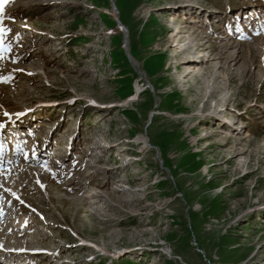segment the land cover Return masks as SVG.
Segmentation results:
<instances>
[{
	"label": "rangeland",
	"instance_id": "374dc122",
	"mask_svg": "<svg viewBox=\"0 0 264 264\" xmlns=\"http://www.w3.org/2000/svg\"><path fill=\"white\" fill-rule=\"evenodd\" d=\"M0 264H264V0H3Z\"/></svg>",
	"mask_w": 264,
	"mask_h": 264
},
{
	"label": "bare ground",
	"instance_id": "6f19581e",
	"mask_svg": "<svg viewBox=\"0 0 264 264\" xmlns=\"http://www.w3.org/2000/svg\"><path fill=\"white\" fill-rule=\"evenodd\" d=\"M26 24H27V23H26ZM20 26H25V25H24V23H23V25L21 24ZM174 38H176V37L174 36ZM175 42L177 43V42H178V39H176ZM183 81L185 82V78L183 79ZM137 88H138V87H137ZM139 92H140L139 89H137V93H138V94H139ZM38 108H39V107H38ZM31 109H33V108H31ZM31 109H26L25 113H32V110H31ZM39 109H40V108H39ZM204 134H205V132L202 131V132H201V135H204ZM224 138H226V137H224ZM127 141H128V140H127ZM145 141L147 142V140H145ZM128 156H129V155H128ZM18 227H19V226H18ZM25 227H27V225H25V224H24V221H23V222H22V226L19 227L18 230H20V229H24ZM12 251L15 253V252L17 251V249L14 250V248H12V249H9V250H8V252H12Z\"/></svg>",
	"mask_w": 264,
	"mask_h": 264
},
{
	"label": "water",
	"instance_id": "95a60500",
	"mask_svg": "<svg viewBox=\"0 0 264 264\" xmlns=\"http://www.w3.org/2000/svg\"><path fill=\"white\" fill-rule=\"evenodd\" d=\"M117 21H118V23H119V26H120V28H122L123 30H125V28L122 26V24H121V22L117 19ZM126 31V30H125ZM152 117H153V114H152ZM152 117H151V119H152ZM150 121H152V120H150Z\"/></svg>",
	"mask_w": 264,
	"mask_h": 264
},
{
	"label": "snow or ice",
	"instance_id": "6c2138e0",
	"mask_svg": "<svg viewBox=\"0 0 264 264\" xmlns=\"http://www.w3.org/2000/svg\"><path fill=\"white\" fill-rule=\"evenodd\" d=\"M2 4H3V0H0V7H2ZM7 79L8 78H4V82H7Z\"/></svg>",
	"mask_w": 264,
	"mask_h": 264
}]
</instances>
